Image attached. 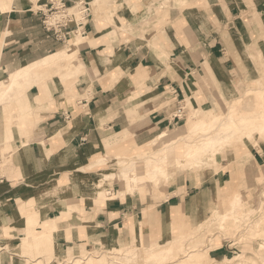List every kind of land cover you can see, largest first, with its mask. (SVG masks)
<instances>
[{
    "label": "crops",
    "instance_id": "0c3cea01",
    "mask_svg": "<svg viewBox=\"0 0 264 264\" xmlns=\"http://www.w3.org/2000/svg\"><path fill=\"white\" fill-rule=\"evenodd\" d=\"M77 1L59 0L63 8ZM164 2H114L111 16L91 11L83 20H66L56 31L45 24L49 13L59 9L57 0H37V9L33 0H14L6 10L0 6V82L67 48L78 28L83 37L78 72L34 83L22 93V106L0 101V145L9 136L13 149L11 163L0 165V245L9 248L0 249V264H28L29 257L21 255L22 240L29 230L45 233L54 222L55 259L47 263L43 255L36 257L45 264H56L69 249L79 251L95 239L109 246L146 232L164 239L173 232L178 211L191 224L202 221L219 189L233 181L235 171L222 170L199 181L180 178L163 200L135 193L102 202L89 183L97 171L81 169L117 147L142 146L171 129L180 101L189 97L197 105L208 98L200 82L207 70L226 82L237 70V55L252 51L253 43L249 49L235 32L246 23L242 14L253 11L243 0ZM66 32L70 36L62 40ZM254 150L252 162L261 165L264 149ZM1 152L0 160L9 157L7 150ZM68 205H78L79 212ZM30 216L35 223H28ZM230 246L221 242L210 257H228Z\"/></svg>",
    "mask_w": 264,
    "mask_h": 264
},
{
    "label": "rangeland",
    "instance_id": "374dc122",
    "mask_svg": "<svg viewBox=\"0 0 264 264\" xmlns=\"http://www.w3.org/2000/svg\"><path fill=\"white\" fill-rule=\"evenodd\" d=\"M37 0H33L35 9L39 8L37 7ZM79 1V0H78ZM77 1V2H78ZM90 3L95 0H86ZM120 3L121 6L125 3V1L129 2L130 0H103L105 4H102L99 6V9L102 11L101 14H104V10L107 8H112L113 3ZM163 5H169L170 1L183 3L185 0H164ZM248 8H253V11L250 13L244 12L242 16L245 18V24L242 28L241 25L239 27V30L235 31L237 36H240L242 38H239V42L241 41L247 43V47L249 44L253 43L251 45V52L243 51L240 56L237 55V61L235 62L237 70L233 72V76L227 75L226 82H218L215 80V77L213 74L211 76L207 75L204 78L200 79V82L202 81V85L204 86V89L208 95V98H200L203 101H200L197 105L196 103H191L190 98L183 99V101H180V106L184 107L183 114L181 117L173 118L172 113V119L174 121V125L171 127V136L176 135L178 133H182L184 131V125L192 118V120H196L201 118L202 116H207L209 118L210 115L213 114L215 110H218L219 113L224 112V109H228L230 107L233 108H240L245 105L246 102H249L250 96H253L255 93L248 92V89L250 88H258L259 80L264 83V0H243ZM2 2V0L0 1ZM258 2V3H257ZM93 4V3H92ZM57 6L60 8V2L57 0ZM92 7V5H91ZM65 8L57 9L52 11V13H49L48 21L51 18H58L55 20L57 22H64L66 21L67 16H61L64 12ZM94 12V9L92 7V10ZM258 11V12H257ZM59 14H58V13ZM257 12V13H256ZM56 16H55V15ZM79 14V13H78ZM78 14L76 16H78ZM60 15V16H59ZM75 19L80 20L79 17H75L74 14H72ZM51 17V18H49ZM60 17V18H59ZM249 26L250 34L246 30H248ZM125 29H127V26H123ZM73 38V35L71 36V39ZM70 39V40H71ZM70 44V41L67 42ZM241 47H239L240 49ZM250 49V45H249ZM241 50V49H240ZM79 51V50H78ZM42 62V61H40ZM79 54L75 55V58L72 59L68 64H63L60 61H56L54 65L51 68L52 75H60V77L64 78L69 76L71 74V71L78 72L83 64L81 63ZM78 64V65H77ZM257 65V66H256ZM32 67L36 66L31 65ZM250 67V69H249ZM253 67V68H252ZM211 71V70H209ZM257 72V73H256ZM50 71L46 72L43 76L44 80L47 77H50ZM74 74V73H73ZM231 79V82L229 81ZM249 85V86H248ZM247 92V93H246ZM175 112V111H174ZM156 138V137H155ZM154 138V139H155ZM149 141L152 143L154 141ZM169 140V139H168ZM256 140L258 141V145L253 146L252 142L245 141L246 144H239L236 143L231 147H227L224 149L223 152H216L215 156L208 158L201 167H181V170H177V172H173L172 179L170 181H166L165 178L162 176H159L157 179V182H151L146 175V169L137 170L139 173V181L135 185L133 189L130 190H122V183L119 180V178H112L108 179L106 181L105 188L111 189L112 195L108 196L103 194L102 198L98 197L100 201L105 202L107 198L110 197H121L125 198L122 195H132L135 193H139L142 198L145 196L151 197L153 200H163L166 197V192L170 184L177 182L180 180V178L188 177L192 179H197L199 181L200 179H208V176L213 175L215 172H220L222 170H230L234 172L232 173L233 179V186H229V183L224 184L219 191L217 192L216 198H215V204L210 209L209 214H206L204 216V219L200 222H203L208 217H211L213 212L212 210L214 208H219L220 210H226L228 207L223 206L222 202L232 196L235 192H241L244 196V208L248 209V213L244 214L243 218L241 219V226L242 229H240L239 232L236 233L235 237H229L228 235H221L219 225L217 224V221L213 219V222L209 225V229L206 228L205 231H203L204 239H206V246L211 244L210 238L212 235H214V241L212 244H215V241L217 242H225L228 241V244L231 246L232 252L229 253L228 257L234 256L237 252H243L248 258L249 264H264V255L262 259H259V254H257V247H258V239L259 237L264 234V158L261 162V165L253 164L252 162V154L251 152L255 153V148L262 151V148L264 149V135L257 136ZM145 145H142L140 149L138 147L136 149L128 148L126 150H123L122 154L118 157L115 156V151L107 152L106 156H108L109 161H106L104 164H98L94 165V167H91L89 169H92L94 171H97L95 174H92V178L89 180V183H93L94 185H91L93 187V190L97 191L99 188L95 185L96 182H98L99 178H101L105 173H109L112 171L118 170L120 168L119 164L117 163V159H125V162L128 161L127 158L133 156H136V152L140 151L142 148L146 149L148 148V143ZM167 140L163 139L162 141L158 142L154 147L158 148L159 146L166 145ZM249 148H248V146ZM11 149V148H10ZM8 149V150H10ZM117 149V148H115ZM7 150V153L9 154V157H3L1 158L2 166L9 165L11 163V156L9 151ZM156 151V149H153ZM0 151L1 145H0ZM121 153V151H120ZM158 153V151H156ZM2 154V152L0 153ZM171 155V154H170ZM124 156V157H123ZM126 157V158H125ZM171 157V156H170ZM170 162L167 163V165H171L173 162L172 157L169 159ZM1 166V167H2ZM88 168H83L82 170H85ZM89 170V171H92ZM232 181V180H231ZM262 184V186H261ZM116 191V193H115ZM261 193V194H260ZM261 195V196H260ZM257 206V207H256ZM252 207H255V211H250ZM71 208V209H70ZM69 209L70 211H78L76 210L75 206H71ZM74 208V210H73ZM223 208V209H222ZM182 212L181 210L178 211L179 213ZM212 213V214H211ZM152 218V217H151ZM32 216L29 217L28 223H35L33 222ZM194 223L191 224L190 222L186 221L183 217L179 220H172V229L173 232L170 234L168 233V236H166L164 239L158 238V236L154 233L153 235H150V233H143V235H140L139 237H131V238H122L118 241V243L115 246H109L105 242L101 241L100 239H95L94 242H91V246L86 247L85 245L81 246V249L79 251H75L74 249H69V252L73 256L81 255L82 249H84L83 254H88L89 252H94L95 256H91L92 258V264H102L100 263L101 260H103V264H108V261H111L112 256H119V254L122 253L121 247H127L131 248L136 242L138 245L151 243L156 245L157 243L160 245H168L170 241H177L175 245L178 247V237L181 236V233L192 231L196 226L200 223ZM257 222H262L261 228L258 226L256 227ZM37 223V222H36ZM205 227H208L207 225ZM211 229V230H210ZM210 232H209V231ZM248 230V231H247ZM213 231V234L212 232ZM215 231V232H214ZM260 231V232H259ZM209 232V233H208ZM206 233V234H205ZM208 233V234H207ZM32 235L31 237H27L22 240L21 244V255H25L27 257L36 259L37 256L43 255L45 257V261L47 263H50L53 261L54 258V248H53V238H52V231H47L45 233L40 234H33V229L28 231V236ZM211 234V235H210ZM178 236V237H177ZM208 236V237H206ZM209 238V239H208ZM177 239V240H176ZM136 240V242H135ZM210 242V243H209ZM217 242V243H218ZM195 243L192 242V239H188L186 244L183 246H179L178 249L171 251L173 252L172 255H177V258H179V261L176 263L170 262V259H167L163 262H154V263H148V264H183V261L187 258L185 255L188 254L189 247L194 245ZM5 247V249H9L7 245L3 246L0 245V247ZM215 248L212 247L211 249ZM35 249V253H33V250ZM209 249V253L210 250ZM263 251V250H262ZM246 252V253H245ZM264 254V251H263ZM67 255V256H68ZM171 256V255H170ZM59 258L56 260L58 261ZM63 258L59 259L62 260ZM42 259H39L40 261ZM219 260V259H217ZM222 260V259H220ZM44 263L45 261L42 260ZM135 261V260H134ZM186 263V262H185ZM58 264V263H56ZM210 264V262H209Z\"/></svg>",
    "mask_w": 264,
    "mask_h": 264
},
{
    "label": "bare ground",
    "instance_id": "6f19581e",
    "mask_svg": "<svg viewBox=\"0 0 264 264\" xmlns=\"http://www.w3.org/2000/svg\"><path fill=\"white\" fill-rule=\"evenodd\" d=\"M13 1L14 0H2V2H0V6L4 10L10 9ZM83 3H89L90 12L93 7L95 14H101L100 12L102 11L99 9V6L105 4L103 0H95L91 3L86 0H81L77 4L65 8L64 12L62 14L60 13V15L70 16V18H72V14L77 15L79 13L78 16L75 15V17H79L80 15V20H83L82 17L85 15V13L81 10ZM111 9V7L107 8L104 10V13H109L111 16ZM57 18H51L49 19V22L53 23ZM81 29L78 28V30L72 32L73 38L70 40V44L67 46V48L44 58L42 62L34 67L25 65L26 67L12 73L9 79L0 82V101L11 99L16 101V103L18 102L19 105L22 106V93L34 83L42 82L44 80L43 76L46 72L50 71V77L53 76L51 73V68L56 61H60L63 64H68V62L75 58V55L78 52V46L83 40ZM207 72V75L211 76L212 72L209 70H207ZM259 85L260 86L258 88L248 89L249 93L253 92L255 94L250 96L251 100L246 102L244 106L240 108H233L238 107L234 105L233 107L224 109V112L222 113H219L218 110H215L213 114L209 116V118L207 116H202L196 120H192L191 118L189 120L190 122L184 125V131L182 133H178L172 137L170 134L171 129L163 130L156 136L152 143H148V148H142L140 151L136 152V156L132 155L131 157L127 158V162H125V159H117V163L119 164L120 168H118L116 171L105 173L101 178H99L97 182V187L99 188L98 197L102 198L103 194L108 196L112 195V191H110V189H106L105 185L108 179L115 177L119 178L121 181L122 190L133 189L139 181V173L137 172L138 169H146L147 178L151 182H157L159 176L165 178L166 181H170L172 179L173 172L181 170V167H201L205 164L204 162L208 158L215 156L216 152H223L224 149L231 147L236 143L246 144L245 141H249L252 142L253 146L258 145V141L256 140L257 136L264 135V83L259 80ZM23 107L25 111L30 110L28 104L23 105ZM127 136L128 134L125 133L120 139L122 140ZM9 139L10 137L8 136L6 140L7 142L1 147L2 150L10 149L8 146V143L10 142ZM163 139L167 140L166 145L159 146L158 148L154 147V145ZM137 147L140 149L141 146L132 145L126 147H117V149H115V156L119 158V156L123 153V150L128 148L136 149ZM153 149H156L158 153H156V151ZM8 151L11 155L13 149ZM170 156L172 157L173 162L171 165H167V163L170 162ZM106 161H109L108 156L101 155L93 159L87 166L83 168L89 169L94 167V165L104 164ZM229 186H233V181L229 182ZM262 195L264 194L262 193ZM122 196L125 197V194ZM244 201L245 199L243 194L241 192H235L232 194V196L221 203L222 207L226 206L228 209H226V207V210L223 208V210H220L218 207L214 208L212 210L213 214L211 213V217H208L203 222H200L192 231L187 233L183 232L181 233L180 237L177 236L179 244L178 247L186 244L188 239H192V242L195 243L188 248V254L185 255L187 258L183 261V264H209V262L210 264H249L248 258L244 254V251L237 252L234 256L225 257L222 260L211 258L208 250L214 246H220L221 241H217L218 243L215 241V244H212L215 239L214 235H212L210 238L211 244L206 246L205 243L207 242V238L204 239L205 235L203 234V231H205L206 228L209 229V225L214 219V221L216 220L217 224L219 225L220 231L218 232H221L222 236L228 235L229 237H235L236 233L242 229L241 219L243 218L244 214H249L248 209L244 208ZM75 208H77L76 210H79L78 205H75ZM255 210V207H252L250 211L252 212ZM183 216V213L180 212L179 220L182 219ZM261 224L262 222H260V225L259 222H257L256 227L258 226L261 228ZM206 225L208 227H205ZM57 227L58 225L56 222H54L48 231L53 232V230H57ZM211 232L213 234V231ZM31 236L32 235L30 234L28 238ZM175 238L176 237H174V241H170L166 246L160 245L158 243L156 245L151 243L138 245L135 240L136 243L131 248L121 247L122 253L119 254V256H112L111 261H108V264H148L157 261L163 262L167 259H170V262L172 263H176L179 261V258H177V255H172L173 252H171L176 250V248L178 249V247L175 245V243H177ZM1 248L5 247L1 246L0 249ZM262 250L264 251V234H262L258 239V252L256 253L259 254V259L263 258L264 254ZM83 253L84 249H82L81 255L78 256H73L69 252L68 256L64 257L62 260L58 259L57 262L58 264H92L93 261L91 256L97 257L94 252H89L86 255ZM26 261L28 264H30L31 261H35L34 264H45L42 260L38 261L37 259L30 257ZM100 263L103 264V260H101Z\"/></svg>",
    "mask_w": 264,
    "mask_h": 264
},
{
    "label": "built area",
    "instance_id": "2783aa9c",
    "mask_svg": "<svg viewBox=\"0 0 264 264\" xmlns=\"http://www.w3.org/2000/svg\"><path fill=\"white\" fill-rule=\"evenodd\" d=\"M61 8H63V6H61ZM61 8H59V9H61ZM81 10L85 13V15L82 17V19H85L86 17H88L89 15H90V4L89 3H83V5H82V7H81ZM71 18H70V16H67L66 17V20H70ZM46 27L48 28V29H54L55 31H56V27H61V26H63V25H67V22L66 21H62V22H57V21H55V22H49L48 21V18H47V21H46ZM70 35H69V32H66L65 34H62V36H61V39L62 40H65V39H67L68 37H69ZM183 109H184V107H182V106H178V108L175 110V112H173V118L175 119V118H178V117H181V115L183 114Z\"/></svg>",
    "mask_w": 264,
    "mask_h": 264
}]
</instances>
